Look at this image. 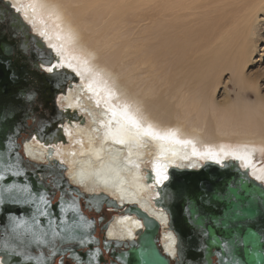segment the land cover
I'll list each match as a JSON object with an SVG mask.
<instances>
[{"label":"bare ground","instance_id":"bare-ground-1","mask_svg":"<svg viewBox=\"0 0 264 264\" xmlns=\"http://www.w3.org/2000/svg\"><path fill=\"white\" fill-rule=\"evenodd\" d=\"M4 1L26 8L34 34L47 47L62 45L80 71L59 70L78 77L58 95L57 109L72 116L60 126L64 141L48 147L36 137L26 140L24 157L40 164L63 162L69 183L87 195L151 212L162 222L160 244L171 258L177 236L167 212L154 204L157 188L167 181L157 183L155 166L166 164L169 177V168L200 170L216 161L193 155L191 145L150 137L126 136L125 144L115 143L106 136L109 104L127 103L143 123L162 132L176 130L199 152L247 146L251 169L222 153L218 164L238 161L253 178L264 177V165L256 158L257 152L264 154V0ZM42 30L50 40L38 35ZM108 90L114 93L110 101ZM148 171L154 174L151 183ZM117 215L108 238L137 239L143 221L127 212Z\"/></svg>","mask_w":264,"mask_h":264},{"label":"water","instance_id":"water-1","mask_svg":"<svg viewBox=\"0 0 264 264\" xmlns=\"http://www.w3.org/2000/svg\"><path fill=\"white\" fill-rule=\"evenodd\" d=\"M9 4L0 0V15H6L8 20V26L0 32V153L7 152L12 157V162H15V156L19 153L20 170L24 174L14 177L8 173L0 180V188L12 183L19 186L28 184L37 197L46 191L51 204H39L38 199L29 203H15L14 199L23 200L26 194L18 189H13L12 193L5 192L0 202V226L9 224L10 216L19 215L31 219L39 205L50 210L51 218L57 224L62 220H67L69 224L79 223L80 226L75 230L76 241L81 238L92 239L93 232L88 223L78 220L82 215L79 209L77 211L67 206L71 203V195H65L66 192L61 189V197L53 205L54 188L46 180L42 187L37 176L46 179L56 175L64 189L79 193L77 204L81 199L89 204L94 196L69 184L65 176L66 166L57 167L60 163L55 160L49 164L35 163L22 153L25 141H31L33 137L48 147L64 141L60 126L66 118L70 119L72 116L59 111L57 102L54 101L72 86L70 82L78 81V77L69 70L54 73L42 70L41 64L47 60L54 61L56 56L34 34L22 16L7 7ZM16 17H19L18 21ZM13 22L19 26L13 27ZM23 50L30 52V67L19 64V58L16 57ZM40 95L46 97V103L51 102L53 105L55 120L51 123H45L35 113ZM29 96L32 97L31 100L27 98ZM74 118L78 119L77 116ZM10 140L15 142L11 148L8 147ZM50 152L53 153V150L50 149L49 154ZM148 174V183H151L154 174L150 171ZM157 189L159 196L154 199V204L167 212L168 226L177 236L175 258H171L160 244L162 222L151 212L139 205L123 208L115 199L103 195L98 204L93 202L98 208L106 206L113 209L112 213L127 212L143 221L144 229L137 232V239L108 240L104 236V243L108 245L130 247L126 254L120 256V261L126 264H230V258L235 257L241 264H264V184L253 178L248 170H243L238 161L230 160L223 165L207 162L200 170L169 168L165 185ZM61 202L65 203L63 212L58 207ZM38 220L40 227L47 231L49 217L39 216ZM110 224L111 222L104 227L105 234ZM24 240L28 242L27 248L20 247V242L9 236V242L17 246L18 251H26L33 257L24 261V264H38L41 253L47 255L49 245L33 242L30 236L24 237ZM3 242L4 229L0 227V245ZM71 242L73 241L65 244ZM0 252H3V248H0Z\"/></svg>","mask_w":264,"mask_h":264},{"label":"snow or ice","instance_id":"snow-or-ice-1","mask_svg":"<svg viewBox=\"0 0 264 264\" xmlns=\"http://www.w3.org/2000/svg\"><path fill=\"white\" fill-rule=\"evenodd\" d=\"M14 10L15 13H19L23 15V21H26L27 24L32 26V29H35V22L32 19H29L27 14V9L23 7H17L15 3H10L7 5ZM32 7L33 12H35V7L33 5H29ZM16 20H19V17H16ZM8 26V20L6 15H0V32H3L4 29ZM13 27H18L19 24L13 22ZM40 37H43L45 41L50 40L51 38L48 35L46 30H42L38 33ZM62 37L57 34V39H61ZM48 47L52 49L55 53V56L58 57L55 61L47 60L45 63L41 64V67L49 73L59 72L60 69L65 67L72 69L73 72H76L77 75L80 74V71L77 67H75L70 60L72 58H68L64 56L63 53V46L57 45L54 43H49ZM39 55V53H37ZM89 89H93V84H89ZM114 96V93L110 90L107 91V97L109 101ZM29 100L32 99L31 96L27 97ZM99 104V101H97ZM108 111L111 113L112 119L109 120V128L106 132V136L112 138L115 143L118 144H125L126 139L125 137H131L135 140H139L142 137H150L153 140H159L166 142L168 144H178V145H191L192 147V154L198 155L202 157H209L214 159L216 163H222L220 159L221 153L224 158L231 156L233 159L238 161H243V167L251 169L252 168V161H251V152L248 150L247 146H243V148L232 149L230 151H225L221 149V152H215L211 148L207 149L204 152L197 151L195 144L191 140H181L178 138V134L176 130L169 129L167 131H160L153 127L152 124H145L143 123L142 119L138 116L136 112H133L130 109V105L124 103L122 105H113L109 104ZM115 121L116 127L113 129L111 124ZM35 139V137H33ZM15 144L14 141L9 142L8 147L11 148ZM18 147V145H17ZM27 147V145H25ZM52 153L50 152V155ZM173 156H176V152H172ZM186 158V157H185ZM51 167V166H49ZM57 167H63V162H60ZM21 169V157L19 153L15 156V162H12V157L9 156L7 152L0 153V180L4 179L8 173H11L12 176H21L24 173L20 170ZM167 165L157 163L155 166L156 171V181L157 183H162L164 180L168 179L166 175ZM257 180H260L264 183V177L256 176ZM37 180L41 182V186L43 187V181L45 177L37 176ZM58 181H51L50 186L56 187L58 185ZM13 189H18L21 193L26 194L25 199L23 200H16L14 199L13 202L15 203H29L35 200H39V204L42 205H50L51 199L49 198L46 191L40 193L37 197L35 194L32 193L31 185H23L19 186L15 183L9 184L6 187L0 188V202L3 200V194L5 192L12 193ZM65 195H71L72 200L71 203L67 206L73 208L74 210L78 211L77 205V197L79 195L78 192L76 193H66ZM97 204L100 202L99 196H94L90 199L89 204L93 206V202ZM61 212L65 210V203L61 202L58 204ZM2 211V210H0ZM39 216H47L49 217L48 220V230L45 231L43 228L40 227V222L38 220ZM52 214L50 210H46L39 205L36 208V212L32 214L31 219H28L24 216H10L9 224L2 225L4 229V242L0 245V248H3V252H0V264H24V261H28L33 259L26 251H18L17 246L12 245L9 242V236L13 239L18 240L20 242L19 246L23 248H27L28 242L24 240V237L30 236L33 242L39 244H47L49 245V250L47 255L45 256L41 253L39 258L38 264H65V256L69 253L78 264H83L82 259L70 248H66L64 245L66 242L76 241L77 237L75 235V230L80 226L79 223L73 222L69 224L67 220H62L60 224H57L54 219L51 218ZM78 220L87 224L89 223L83 215L78 217ZM62 225V226H61ZM111 235V233H109ZM80 245H83L86 242H89L86 238H81L77 241ZM227 248V245L224 246ZM99 256V249H96V252L92 254L91 260L89 264H92V261H96L97 257ZM98 264V261H97ZM230 264H241V261L236 259L235 257L230 258Z\"/></svg>","mask_w":264,"mask_h":264},{"label":"flooded vegetation","instance_id":"flooded-vegetation-1","mask_svg":"<svg viewBox=\"0 0 264 264\" xmlns=\"http://www.w3.org/2000/svg\"><path fill=\"white\" fill-rule=\"evenodd\" d=\"M16 57L19 58V64H26L28 67L31 66L30 52L25 50L20 51ZM29 81H31V79H29ZM57 99L58 97L56 100ZM45 100L46 97L43 95L39 96L35 106V113L45 123H51L55 120V117L52 113L53 105L51 102L46 103ZM56 100L54 103L57 102ZM46 164L49 163L47 162ZM27 170L31 171V168L27 167ZM45 180L48 185H50L51 181L54 180L59 182L56 187H53V205H56V203L59 201L61 197V189H63L66 193L70 192L69 189L63 188L62 182L60 183V180L56 175H52V178H46ZM77 205L79 212L89 222L88 227L93 232L92 239H87L89 242H86L83 245H80L77 241H73L71 243L65 244L64 246L74 251L82 259L83 264H89L87 262L88 260H91V256L96 252V249H99V256L97 257L96 261H92L93 264H97V261L98 264H126L119 259L121 255L126 254L129 251L130 247L108 245L104 243V227L109 222H112L114 213H112V211L106 206H103L102 208H98L94 204L93 206H90V204L82 199L79 200V204ZM65 264H78V262L69 253L65 256Z\"/></svg>","mask_w":264,"mask_h":264},{"label":"rangeland","instance_id":"rangeland-1","mask_svg":"<svg viewBox=\"0 0 264 264\" xmlns=\"http://www.w3.org/2000/svg\"><path fill=\"white\" fill-rule=\"evenodd\" d=\"M61 125H62V124H61ZM259 155H261V156H259ZM256 158L259 159V161H260V165H264V154H261V153L257 152V154H256Z\"/></svg>","mask_w":264,"mask_h":264},{"label":"built area","instance_id":"built-area-1","mask_svg":"<svg viewBox=\"0 0 264 264\" xmlns=\"http://www.w3.org/2000/svg\"><path fill=\"white\" fill-rule=\"evenodd\" d=\"M111 211H113V209H110ZM122 212H118V213H114V217H117L118 215L117 214H121ZM108 232V231H107ZM105 236L107 237L108 240H112V239H109L108 236H107V233L105 234ZM121 241H127V240H121Z\"/></svg>","mask_w":264,"mask_h":264}]
</instances>
